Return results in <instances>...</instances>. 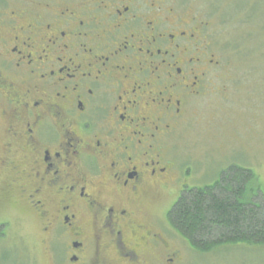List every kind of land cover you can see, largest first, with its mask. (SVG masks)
Wrapping results in <instances>:
<instances>
[{
	"label": "flooded vegetation",
	"instance_id": "flooded-vegetation-1",
	"mask_svg": "<svg viewBox=\"0 0 264 264\" xmlns=\"http://www.w3.org/2000/svg\"><path fill=\"white\" fill-rule=\"evenodd\" d=\"M179 2L0 0V213L35 222L48 264H187L252 246L194 243L167 216L197 187L169 146L221 65L212 46L227 47L220 8ZM172 184L158 217L150 200Z\"/></svg>",
	"mask_w": 264,
	"mask_h": 264
},
{
	"label": "rangeland",
	"instance_id": "rangeland-1",
	"mask_svg": "<svg viewBox=\"0 0 264 264\" xmlns=\"http://www.w3.org/2000/svg\"><path fill=\"white\" fill-rule=\"evenodd\" d=\"M180 1L201 15L220 8L226 22L213 32L227 47L212 46L221 65L210 72L206 93L177 129L170 156L194 170L189 187L211 183L229 162L251 169L254 178L244 198L264 202V0ZM172 185L150 200L158 217L177 199ZM6 209L1 220H11L0 239V264H48L35 222ZM185 259L187 264H264V245H234L200 257L187 252Z\"/></svg>",
	"mask_w": 264,
	"mask_h": 264
},
{
	"label": "trees",
	"instance_id": "trees-1",
	"mask_svg": "<svg viewBox=\"0 0 264 264\" xmlns=\"http://www.w3.org/2000/svg\"><path fill=\"white\" fill-rule=\"evenodd\" d=\"M222 177L186 189L168 218L194 243L264 245V202L244 198L246 185L254 178L252 170L235 165Z\"/></svg>",
	"mask_w": 264,
	"mask_h": 264
}]
</instances>
